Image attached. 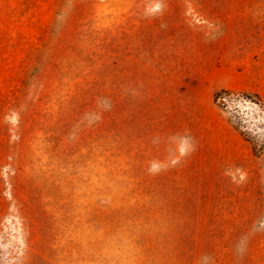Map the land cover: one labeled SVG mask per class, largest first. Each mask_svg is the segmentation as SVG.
I'll list each match as a JSON object with an SVG mask.
<instances>
[{"label":"rangeland","instance_id":"rangeland-1","mask_svg":"<svg viewBox=\"0 0 264 264\" xmlns=\"http://www.w3.org/2000/svg\"><path fill=\"white\" fill-rule=\"evenodd\" d=\"M195 1L0 0V264H264V0H220L200 107L138 67Z\"/></svg>","mask_w":264,"mask_h":264},{"label":"crops","instance_id":"crops-1","mask_svg":"<svg viewBox=\"0 0 264 264\" xmlns=\"http://www.w3.org/2000/svg\"><path fill=\"white\" fill-rule=\"evenodd\" d=\"M226 5L220 0L163 3L160 12L140 21L138 67L148 89L169 100L171 92L180 91L200 107L203 90L214 89L224 73L219 43L237 39L222 27Z\"/></svg>","mask_w":264,"mask_h":264},{"label":"trees","instance_id":"trees-1","mask_svg":"<svg viewBox=\"0 0 264 264\" xmlns=\"http://www.w3.org/2000/svg\"><path fill=\"white\" fill-rule=\"evenodd\" d=\"M233 95H235V93H234L233 91H231V90H222L220 93H217V94L214 96V101L217 102V101H219L220 99L224 100V98H221V96H222V97L229 98L230 96H233ZM223 103H224V102L222 101L221 104L223 105ZM236 130L239 131L237 128H236ZM239 133H240V135H241L242 137H245V135H244L241 131H239ZM246 141H248V140L246 139ZM248 142H249V141H248ZM252 150L255 152V149L253 148V146H252Z\"/></svg>","mask_w":264,"mask_h":264}]
</instances>
